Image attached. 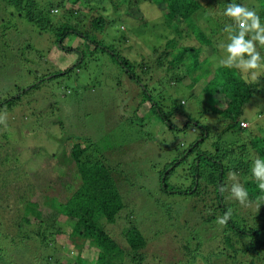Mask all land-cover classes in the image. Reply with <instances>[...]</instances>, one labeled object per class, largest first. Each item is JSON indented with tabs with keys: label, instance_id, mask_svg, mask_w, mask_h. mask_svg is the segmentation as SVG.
Listing matches in <instances>:
<instances>
[{
	"label": "rangeland",
	"instance_id": "rangeland-1",
	"mask_svg": "<svg viewBox=\"0 0 264 264\" xmlns=\"http://www.w3.org/2000/svg\"><path fill=\"white\" fill-rule=\"evenodd\" d=\"M36 1L40 7L56 6L52 11L54 19L62 20L61 24L65 22L69 4L66 9L59 7L63 0ZM260 2L244 0L245 6L255 10ZM86 4L92 6V14L94 6L97 17L98 12L106 14L104 32L92 39H86L81 29L89 26V22L76 23L77 31L60 32L58 36L61 24L54 26L58 29H54L56 33L43 30L21 17L7 0H0V119L4 121L0 123V250L14 264H52L50 257L54 252L44 249V245L52 241L59 224L53 227L31 213L26 214L30 219L28 226L24 225L22 218L26 215L22 214L20 201L26 196L27 187L64 199L73 193L60 184V176L66 166L72 165L66 161L67 151L72 152L73 146L80 143L94 155H102L110 166L115 165L125 208L106 229L121 242L125 232L136 226L148 243L144 253L149 259L146 257L144 264H203L192 257L197 243L201 258L209 259L206 264H238L229 247L223 250L224 256L212 254L219 251L224 239L220 237L222 225L211 228L201 218L206 207L211 206L208 199L168 193L159 180L160 172L177 154L178 145L188 146L200 140L203 130L196 127L193 132L191 124L211 129L219 117L213 115L217 100L202 95L212 76L187 75L185 82L175 83L177 73L158 71L159 55L171 40L176 48L168 49L174 53L191 43L203 52L200 56L205 60L201 63L206 64L201 67L203 73L208 72L210 63L206 61L210 59L217 69L225 55L218 45L228 42L224 31L226 16L203 12L207 26L197 21L201 13L193 17L200 29L216 30L213 39L201 41L189 36L191 30L183 33V26L180 32L169 29L163 21L164 11L151 0H87ZM89 13L88 19L96 18ZM75 19H84V13ZM114 52L120 58H128L135 67L142 64L149 67L148 73L136 71V78L140 77L142 82L130 79L115 61ZM158 84H162L161 88ZM143 89L148 92L147 103L143 101ZM261 92L253 94L245 107L243 119L251 126L246 133H264V90ZM159 93L167 105L176 102L184 118L176 120L167 113L165 121L155 115L150 104L152 98L157 101ZM221 124L222 130L225 125ZM211 136L204 148L211 147L219 137L215 133ZM250 136L242 137L250 140ZM227 138L225 135L223 142ZM176 180L175 177L180 189L182 183L186 184ZM237 180L242 185L243 180L239 177ZM174 181L170 184L176 186ZM234 182L227 177L229 200L225 198L224 204L232 210L233 220L250 219L251 208L259 211L260 206L250 203L244 207L235 200L231 194ZM72 245L65 242L63 247L74 259ZM185 245H189L186 250ZM228 254L234 258L227 257ZM62 259L67 260L66 254ZM239 264H250V259L244 256Z\"/></svg>",
	"mask_w": 264,
	"mask_h": 264
},
{
	"label": "trees",
	"instance_id": "trees-1",
	"mask_svg": "<svg viewBox=\"0 0 264 264\" xmlns=\"http://www.w3.org/2000/svg\"><path fill=\"white\" fill-rule=\"evenodd\" d=\"M7 1L21 17L29 22L43 27V30L48 29L54 33L57 32L54 30L56 29L54 26L61 24L62 20L54 19L52 11L56 6L52 8L40 7L36 0ZM65 1H61L59 7L67 9L66 4H69L70 7L64 15L63 20L65 22L61 24L63 27L60 30L56 29L58 30V36L60 32L65 34L67 31H77L76 23H82L80 25H83L87 22L90 23L89 26L85 25L81 28L86 39H92V36L96 38L98 37L97 34L104 32L107 25L106 14L98 12L100 15L97 17L94 6L92 14V6L86 4L87 0ZM151 1H154V4L164 11V13L162 12L163 21L169 29L180 32L183 26V33L187 29L191 30L189 36L198 37L201 41H210L217 33L214 34L216 30L213 31L209 27L200 29V26L194 22L193 17L197 18L198 14L201 13L200 19L197 21L199 24L203 23V26H207L202 18L203 12H218V15L220 13L223 15L224 10L231 2L245 5L244 0H220V2L219 0ZM260 1L256 11L261 17V22L264 23V0ZM212 3H215L214 6L211 5ZM102 9L107 10V8ZM81 12L84 13V19L77 21L75 18ZM88 12L96 18L88 19ZM201 19L203 21H200ZM224 23L227 25L232 21L226 17ZM58 39L57 41L60 40ZM170 47L176 48L175 46L172 47V40L166 44V49L159 55L156 64L158 71L161 74L164 71L177 73L178 75L173 79L175 83L185 82L187 75L195 76V74L202 73L200 76H203V74L207 77L212 76L210 82L204 85L205 90L202 95H208L210 98L217 100L213 115L219 117L217 118V124L212 125L211 129L204 128L199 124L194 126V122L191 124L194 128L193 132L197 131L196 127H200L203 134L200 136V140L188 146L182 143L175 148L177 154L170 162L168 161L165 168L160 172L161 188L168 193L184 194L198 198L205 196L211 206L206 207L201 218L204 223L214 228L219 224L218 218L223 217L229 209L224 204L225 198L227 199V189L230 187L226 184V180L230 172L236 173L237 177L243 180L242 186L249 193V201L260 206L259 211L251 208L250 219L245 220L241 217L233 220L231 216L227 224L222 225V227L219 224L221 227L220 233H222L220 237L224 239V242L218 247L219 251L212 254L215 257L224 256L223 250L229 247L238 258L235 263H241V258L246 256L250 259V264H264V201L257 200L258 196L264 194L260 193L258 182L251 173L253 161L256 158L264 160V133L263 135L252 132L246 133L251 126L245 122L246 119H243L245 107L250 103L253 94L262 93L261 90H264L262 87L264 76L259 77L255 82L245 83L237 69L222 66L216 69L210 58L206 61L210 63L208 65L209 70L203 73L201 67L206 65L201 63V61H205L200 58L203 52L195 48L194 44L190 43L189 46H183L177 49L176 53L170 52V49H168ZM258 49L263 54L264 49L259 48V46ZM114 55L117 57L115 61L134 81L137 79V70L142 73H148L149 71L146 64L135 67L134 63H131L128 58H120L115 52ZM188 65L189 67H187ZM137 80V83L142 82L140 77ZM161 86L162 84H158L159 88ZM145 88H147L146 85ZM142 94L144 103H147L149 98L147 90L143 89ZM18 98L20 99V96ZM165 101L166 99L162 98L160 93L157 94V101L152 98L150 106L155 115L165 121H168L167 113L172 114L176 120L177 118H184L185 115H182L183 113L180 112L179 105L176 102L167 105ZM170 102L172 103V101ZM222 103H224L223 106H221ZM3 105L5 104L3 103ZM139 111L137 109L136 113H139ZM262 113L261 111L260 114L263 115ZM186 119L188 121L189 118ZM189 123H191V120L186 123V127ZM221 123L225 125L222 130L220 128ZM214 133L219 137L211 143V147L204 148L205 143L209 142L208 140ZM246 134L251 135L250 140L242 137ZM225 135H228V138L226 142H223ZM89 149L83 147L80 143H76L72 148V152L67 151L66 161L72 165L66 166L67 168L61 173L60 184H63L66 189L69 188L73 193L65 196L64 199L62 197L58 198L56 195L51 197L52 195L45 190L40 192V190L35 189L33 191L27 187L24 191L26 196H24L23 201H20L22 208H24L22 214L29 215L32 213L38 217V220L45 221L48 224L52 223L53 227L59 224V228L55 229L53 233L54 236L52 235V241L45 242L44 245V249H50L54 252L50 257H53L51 259L52 264H144L147 258L149 259L148 254L144 253L148 243L136 226L130 227L125 232V236L120 238V240L122 239L121 242L116 241L106 229L107 224H114L117 221V217L121 215L125 208L119 190L120 177L116 174L115 165L111 164L110 166L105 162L102 155H94L89 152ZM175 177L176 181L186 182V184L182 183L184 184L183 188L177 187L174 181ZM172 181L176 186L170 184ZM71 185L73 186L70 187ZM221 186L225 189L226 186L228 187L226 191L221 192ZM216 210H219V212ZM27 215L22 218V223L26 226L30 222ZM38 237L46 240V237L40 234ZM65 242L73 244L76 258L71 259L68 255L71 252L66 253L64 251L65 246L63 247V245H65ZM187 246L185 245V250ZM196 246V253L192 257L199 259V263L206 264L209 259L203 260L201 258L202 254L199 253L200 244L197 243ZM64 254H66L67 260L63 262ZM227 257L234 258V255L228 254ZM0 264H14V262L11 263L10 258L5 257L0 250Z\"/></svg>",
	"mask_w": 264,
	"mask_h": 264
},
{
	"label": "clouds",
	"instance_id": "clouds-1",
	"mask_svg": "<svg viewBox=\"0 0 264 264\" xmlns=\"http://www.w3.org/2000/svg\"><path fill=\"white\" fill-rule=\"evenodd\" d=\"M232 23L225 26L227 43L221 42L218 47L225 53L219 61V65L225 68H235L241 74L245 83L255 82L264 75V56L259 48H264V23L254 8L243 4L231 2L223 13ZM264 119V118H262ZM4 121L0 119V123ZM252 176L258 182L260 193L264 194V160L256 158L251 167ZM229 179L235 181L231 186L232 197L242 206L250 205L248 191L238 182L234 172L229 173ZM221 192L226 189L221 186ZM258 201H264V195L257 197ZM232 216V210L228 209L223 217L218 218L221 225L227 224Z\"/></svg>",
	"mask_w": 264,
	"mask_h": 264
}]
</instances>
